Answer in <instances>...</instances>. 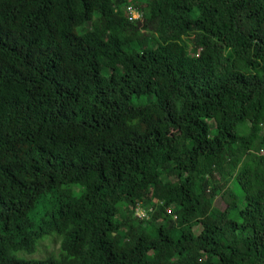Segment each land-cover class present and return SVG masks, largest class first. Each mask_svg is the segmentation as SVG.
<instances>
[{"label": "trees", "instance_id": "obj_1", "mask_svg": "<svg viewBox=\"0 0 264 264\" xmlns=\"http://www.w3.org/2000/svg\"><path fill=\"white\" fill-rule=\"evenodd\" d=\"M0 264H264V0H0Z\"/></svg>", "mask_w": 264, "mask_h": 264}, {"label": "rangeland", "instance_id": "obj_2", "mask_svg": "<svg viewBox=\"0 0 264 264\" xmlns=\"http://www.w3.org/2000/svg\"><path fill=\"white\" fill-rule=\"evenodd\" d=\"M78 31L79 32L83 31V28L78 27ZM154 99H155L154 95L151 96L145 95L142 97H134L132 103L136 105H142ZM216 206L222 210L226 208V204L220 198L217 199ZM194 230L198 232L200 228L196 227ZM60 247H61L60 240L54 238L53 235H49L44 237L40 242L36 244L34 252L32 254L22 253L20 254V256H23L26 259H44L51 256L58 257L56 255L59 254Z\"/></svg>", "mask_w": 264, "mask_h": 264}, {"label": "built area", "instance_id": "obj_3", "mask_svg": "<svg viewBox=\"0 0 264 264\" xmlns=\"http://www.w3.org/2000/svg\"><path fill=\"white\" fill-rule=\"evenodd\" d=\"M128 13L130 15L131 19H143L144 13L142 10L136 8L133 5L128 6ZM200 54V53H199ZM152 211V208L147 209L145 205L139 204L138 207H136L135 215L141 219V221L149 220L150 219V212ZM172 210H168L169 214H173ZM177 215H173L174 221L177 220Z\"/></svg>", "mask_w": 264, "mask_h": 264}, {"label": "bare ground", "instance_id": "obj_4", "mask_svg": "<svg viewBox=\"0 0 264 264\" xmlns=\"http://www.w3.org/2000/svg\"><path fill=\"white\" fill-rule=\"evenodd\" d=\"M38 124V123H37Z\"/></svg>", "mask_w": 264, "mask_h": 264}]
</instances>
